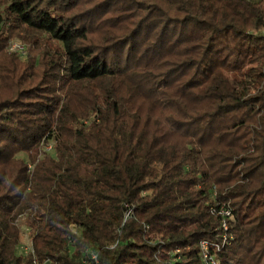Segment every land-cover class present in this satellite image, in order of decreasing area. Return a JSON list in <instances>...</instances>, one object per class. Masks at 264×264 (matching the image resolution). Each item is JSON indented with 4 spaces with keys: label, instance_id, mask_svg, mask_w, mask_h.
I'll return each instance as SVG.
<instances>
[{
    "label": "trees",
    "instance_id": "trees-1",
    "mask_svg": "<svg viewBox=\"0 0 264 264\" xmlns=\"http://www.w3.org/2000/svg\"><path fill=\"white\" fill-rule=\"evenodd\" d=\"M203 240L264 264V0H0V264H200Z\"/></svg>",
    "mask_w": 264,
    "mask_h": 264
},
{
    "label": "built area",
    "instance_id": "built-area-1",
    "mask_svg": "<svg viewBox=\"0 0 264 264\" xmlns=\"http://www.w3.org/2000/svg\"><path fill=\"white\" fill-rule=\"evenodd\" d=\"M11 50L16 53L22 52L24 50V45L20 40L17 39L12 43ZM44 150L47 153H53L54 143L45 144ZM28 167L30 170L32 169L31 162L28 163ZM132 214H133V211L132 209H130L126 213L125 220L131 218ZM211 214L222 217L223 221L221 224V229L224 231L222 244L224 245L229 244L230 239L232 238V236H229V229L231 228V225L236 222L233 209L230 206H218L215 208H211ZM211 248H212V245L208 241L206 240L201 241L200 243V256H201L200 264H219L217 260V256L215 253L211 251ZM218 249H220V247ZM25 250H26L25 255H28V254L34 255L32 243L26 244ZM32 264H51V262L49 259H47L45 260L44 263H41L37 259V257L34 256V260ZM82 264H99V254L94 250L89 251L87 255L82 259Z\"/></svg>",
    "mask_w": 264,
    "mask_h": 264
},
{
    "label": "rangeland",
    "instance_id": "rangeland-1",
    "mask_svg": "<svg viewBox=\"0 0 264 264\" xmlns=\"http://www.w3.org/2000/svg\"><path fill=\"white\" fill-rule=\"evenodd\" d=\"M22 58H25V57L22 56ZM25 218H26L25 215L21 216V218L17 222L21 230V240H20V244L17 249L18 255H25L26 254V250H25L26 244L32 243V232L30 228L27 226V224L25 223L26 221ZM69 249L72 250V246H70Z\"/></svg>",
    "mask_w": 264,
    "mask_h": 264
}]
</instances>
